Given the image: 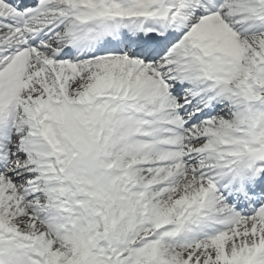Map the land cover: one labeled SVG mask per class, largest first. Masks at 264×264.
I'll return each instance as SVG.
<instances>
[{"label": "snow or ice", "instance_id": "obj_1", "mask_svg": "<svg viewBox=\"0 0 264 264\" xmlns=\"http://www.w3.org/2000/svg\"><path fill=\"white\" fill-rule=\"evenodd\" d=\"M0 264H264V0H0Z\"/></svg>", "mask_w": 264, "mask_h": 264}]
</instances>
